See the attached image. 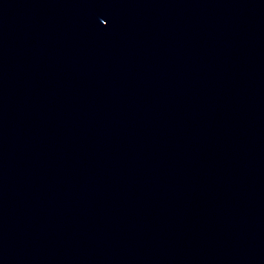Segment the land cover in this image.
I'll return each mask as SVG.
<instances>
[{
  "label": "water",
  "instance_id": "obj_1",
  "mask_svg": "<svg viewBox=\"0 0 264 264\" xmlns=\"http://www.w3.org/2000/svg\"><path fill=\"white\" fill-rule=\"evenodd\" d=\"M207 264H264V0H81Z\"/></svg>",
  "mask_w": 264,
  "mask_h": 264
}]
</instances>
